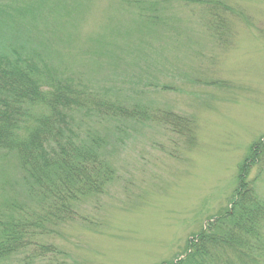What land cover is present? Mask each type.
Segmentation results:
<instances>
[{"label": "rangeland", "instance_id": "obj_1", "mask_svg": "<svg viewBox=\"0 0 264 264\" xmlns=\"http://www.w3.org/2000/svg\"><path fill=\"white\" fill-rule=\"evenodd\" d=\"M166 1L0 0V60L85 93L95 111L66 115L77 136L103 139L114 171L40 240L57 250L0 264H175L231 208L264 139V0ZM104 103L137 117L101 115ZM167 112L189 119L194 136L172 131ZM246 179L264 201V164ZM22 186L0 152V218L6 204L29 209Z\"/></svg>", "mask_w": 264, "mask_h": 264}, {"label": "trees", "instance_id": "obj_2", "mask_svg": "<svg viewBox=\"0 0 264 264\" xmlns=\"http://www.w3.org/2000/svg\"><path fill=\"white\" fill-rule=\"evenodd\" d=\"M182 1L195 5L203 2ZM144 17L160 23L158 17ZM85 98V93L69 81L46 78L34 67L0 60V152L15 160L26 200L31 202L27 210H18L16 202L6 204V212L11 213L0 218V262L32 249L38 258L57 250L40 240L74 221L78 217L75 204L102 194L112 180L114 171L102 155L103 139L77 136L66 115L76 108L95 111L86 103L92 101ZM98 113L137 117L125 108L105 103ZM161 117L176 134L186 131L194 136L189 119L169 112ZM259 163L264 164V139L252 146L241 167L229 211L190 240L187 252L175 264H264V201L246 179L251 166Z\"/></svg>", "mask_w": 264, "mask_h": 264}]
</instances>
